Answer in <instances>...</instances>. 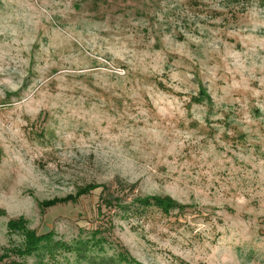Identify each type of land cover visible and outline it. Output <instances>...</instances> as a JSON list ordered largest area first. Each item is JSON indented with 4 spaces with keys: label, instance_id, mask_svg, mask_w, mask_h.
<instances>
[{
    "label": "rangeland",
    "instance_id": "374dc122",
    "mask_svg": "<svg viewBox=\"0 0 264 264\" xmlns=\"http://www.w3.org/2000/svg\"><path fill=\"white\" fill-rule=\"evenodd\" d=\"M88 183L120 205L102 187L46 205ZM152 195L182 207L137 201ZM20 216L67 247L17 255ZM4 250L0 264H264V0H0Z\"/></svg>",
    "mask_w": 264,
    "mask_h": 264
},
{
    "label": "trees",
    "instance_id": "16d2710c",
    "mask_svg": "<svg viewBox=\"0 0 264 264\" xmlns=\"http://www.w3.org/2000/svg\"><path fill=\"white\" fill-rule=\"evenodd\" d=\"M201 94L205 95V97H208V95L205 92H201L200 95ZM194 99L196 101H200L201 98L199 96L197 98L195 97ZM126 185L127 184L118 185V190L122 191L126 187ZM99 187H102L100 190L101 193L100 198H103L102 200L105 206L120 205L123 194H119L121 195L119 196L118 194H116L119 192L112 191L109 186L100 185L97 183H88L85 184L84 186L79 187L74 195L75 197L72 195H68L64 198L49 200L46 205L47 206L53 205L56 203L55 201H59V202L76 201L82 195H86L92 190ZM137 201L143 206L155 205L165 213H169L170 209L174 207L176 208L182 207L181 204L175 202L170 197H161L156 195L138 198ZM7 229L9 232H15L22 236V242L12 249V251L19 256H29L32 254L38 255L42 249H46L51 252L52 250H54V248L57 247H65V248L67 247L66 244H64L63 242L53 241L52 240L53 234L51 232H46L41 234L37 233L34 229L28 226L27 220L22 216L18 218L9 219L7 221ZM51 242H53V245L51 244ZM8 255L9 253L6 250L1 252L0 261L8 257Z\"/></svg>",
    "mask_w": 264,
    "mask_h": 264
}]
</instances>
